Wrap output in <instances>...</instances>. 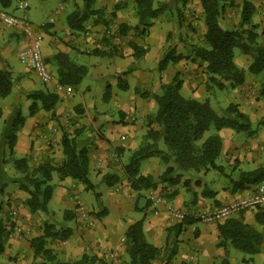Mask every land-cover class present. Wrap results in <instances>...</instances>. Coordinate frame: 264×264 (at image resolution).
Masks as SVG:
<instances>
[{
  "label": "crops",
  "instance_id": "1",
  "mask_svg": "<svg viewBox=\"0 0 264 264\" xmlns=\"http://www.w3.org/2000/svg\"><path fill=\"white\" fill-rule=\"evenodd\" d=\"M27 2L28 8L20 15L32 23L28 13L31 4L29 0ZM198 2V8L202 11ZM251 2L258 8L262 0ZM116 5H120V8L115 9ZM3 10L20 16L14 7V0L9 8ZM74 13L84 15V20L79 23L72 21L71 24L69 20ZM37 15L35 12L34 16ZM78 26L82 29H78ZM123 26L126 29L121 34ZM142 28L136 17L135 0H88V3L85 0H59L58 8L38 28L44 36L42 56L55 78L52 83L44 84L19 60L18 55L27 44L23 35L0 22V68L9 71L14 81L11 96L0 103V141L4 121L15 114V108L19 105L25 122L16 132L14 159L26 158L33 166L50 163L61 167L64 159L61 140L65 134L75 138L81 147L88 148L89 177L94 190L97 185L100 186L96 190V195H99L98 209L91 208L95 209L97 215L92 218L93 226L78 219L81 222L78 231L73 230L72 237L61 243L68 245L74 252L81 251L82 255L96 256V264H130L123 239L128 227L140 220L144 224L146 240L161 249V255L154 264H264V242L260 253L256 255H248L231 246L219 247L218 225L226 220L219 223L203 222L195 215L198 211H211L244 198L253 192L255 186L233 193L222 173L216 170H191L179 172L182 177L177 185L158 184L155 190L141 192L131 189L124 167L132 152L143 143L147 131L150 128L160 129L156 123L150 122V117L157 112L153 95L159 93L161 84L180 80V93L184 98L204 101L208 96L205 66L200 67L198 60L196 63L181 61L169 64L166 69L159 70L158 64L164 56L166 42L162 32H169L161 14L144 34H141ZM133 45L144 47L146 51L142 56L141 51L135 54ZM58 53L67 55L72 62L88 70L78 85L70 86L71 95L55 90V83L59 82ZM253 78L254 75L247 72L244 85L238 90L234 89L238 98L236 103L241 104V111L247 112V103L252 101L249 83ZM17 88L21 92L17 93ZM35 90L54 91L59 95L60 101L53 111L41 110L33 116L29 114L31 101L26 99L25 93ZM143 93L151 96L144 97ZM94 96L98 100H93ZM22 98L25 99L24 108L19 101L24 102ZM8 101L11 103L10 108L4 105ZM251 106L255 111L259 104L253 103ZM252 120L251 123L255 124ZM222 133V151L218 163L225 167L227 173L235 165L237 169L254 170L263 164L264 125L246 143L232 130L223 129L220 131ZM159 149L167 152L163 140L159 142ZM8 150L6 148V152ZM146 160V165L141 163V175L151 176L154 182L159 181L169 165L164 163L160 155ZM13 174L19 175L15 167L10 175ZM113 175L118 176L119 181L112 185L106 184L105 177ZM50 185L53 186V195L48 203V213L58 209H62L63 213L66 210L75 213L73 209L77 206V199L80 200V190H86L85 186L71 178L61 179L57 172L53 173ZM205 191H213L216 195L206 197ZM152 193L161 195L167 202L157 212L150 200ZM27 198V193L19 190L16 184H8L0 195V216L6 225L12 224L7 226L12 233L5 253L0 256V264L33 262L28 241L37 235L22 240L13 228L17 224L22 226L21 230L28 232L36 221L38 214L30 213L26 205ZM82 206L87 213L91 211L84 204ZM169 208L187 214L186 219L190 223L184 224L180 232H176L174 227L181 221L170 213ZM133 212L139 215L133 216ZM256 212V209L246 210L231 218L242 220L264 236V226L256 222Z\"/></svg>",
  "mask_w": 264,
  "mask_h": 264
},
{
  "label": "trees",
  "instance_id": "2",
  "mask_svg": "<svg viewBox=\"0 0 264 264\" xmlns=\"http://www.w3.org/2000/svg\"><path fill=\"white\" fill-rule=\"evenodd\" d=\"M191 0H170L161 3L158 0H135L136 17L141 33L150 27L155 19L164 10L171 8L179 2L184 6ZM13 0H0L3 8H9ZM88 3V0L86 1ZM205 27V46L188 45V54L176 52L172 45L164 51V56L158 64L159 70H164L169 64H177L181 61H192L205 66L207 73V89L216 87L224 90L226 87L235 89L245 83L246 73L261 75L264 73V45L260 44L258 24L254 23L257 7L250 1L244 0L241 5L240 24L234 28H224L221 19L226 7L233 6L235 0H200ZM120 8L116 5L115 9ZM172 10V8H171ZM180 11H178L179 17ZM84 15L74 13L70 18L75 23L82 22ZM179 21L178 27L182 26ZM78 29L82 27L78 26ZM125 26L121 27V34L125 33ZM134 53L141 56L144 49L133 45ZM248 56L250 64L247 70L239 68L235 62V50ZM59 66V83L64 86L78 85L87 75V68L72 62L63 53L56 55ZM228 83V85H227ZM181 82L175 80L172 84H161L159 93L153 95L157 112L151 116L150 122L156 123L160 129L150 128L145 135L143 143L132 152L128 163L124 167V174L128 178L131 189L136 192L156 189L158 184L177 185L182 174L179 172H208L216 170L222 173L231 187V192L244 191L252 186L264 183V162L254 170L237 169L235 165L230 173L224 166L218 163L222 151V138L219 134L211 135L204 139L206 132L214 127L218 132L230 128L236 133H247L249 137L255 136L256 130L252 129L251 121L247 115L238 109L236 105H230L219 115L209 101L186 99L181 93ZM14 81L12 74L0 68V103L9 98L13 92ZM127 89V86L124 87ZM26 99L31 101L29 114L35 115L39 111L51 112L60 101L59 95L54 91L35 90L25 93ZM144 97L151 96L143 93ZM15 114L4 121V129L0 141V195L5 192L6 186L14 183L19 190L27 193L26 205L31 214L39 212L48 213V203L53 195V186L50 185L53 173L57 172L61 179L71 178L86 190L94 191V185L89 177V150L81 147L75 138L63 135L61 144L63 150V163L56 167L50 163L33 166L26 158L13 159L12 163L18 172V176H11L8 171L6 148L10 156L15 154L16 132L24 125L25 117L21 107L15 108ZM163 140L167 152L159 149V142ZM160 155L164 163L169 166L154 182L151 176L141 175L142 161L152 156ZM119 181V177L106 176L105 182L112 185ZM254 189V190H255ZM253 190V191H254ZM206 197H214L213 191H205ZM99 198V195H96ZM256 222L264 226V207L256 208ZM103 212V211H102ZM103 215V213H101ZM75 218L72 210L63 213V220L59 223L44 222L39 235L31 238L28 243L33 255L32 264H96L98 258L84 254L74 261H66L60 257V253L52 247L55 241H68L73 235V228L67 227V222ZM186 218L174 227L180 232L184 224H189ZM219 247L231 246L248 255H256L261 251L264 242L263 234L256 228L244 223L237 218H229L218 225ZM12 230L7 227L0 216V256L7 248V243ZM125 248L130 264H154L161 255V249L149 243L144 234L143 222L137 221L130 225L125 233Z\"/></svg>",
  "mask_w": 264,
  "mask_h": 264
},
{
  "label": "rangeland",
  "instance_id": "3",
  "mask_svg": "<svg viewBox=\"0 0 264 264\" xmlns=\"http://www.w3.org/2000/svg\"><path fill=\"white\" fill-rule=\"evenodd\" d=\"M200 0H191L189 1L186 5H182L180 2L176 5L174 4L171 8H167L164 10V13L161 14L162 20L166 22V25L168 26L169 32L166 34L162 32V37H166V42L164 44L163 49L166 50L167 47L173 46L176 49V52L179 53H185L188 54L189 49L188 45H195V46H205L204 42V33H205V27L203 24V12L199 10V2ZM244 0H235V4L230 7H226V9L223 12L222 19H221V24L224 28H234L237 27L240 24V14H241V5ZM251 1V0H250ZM18 0H14V7L17 8L18 6ZM31 4V9L29 13L30 20L33 22L32 28L34 31H39L41 32L42 30H38L40 27V23L46 19H48L53 12L55 11L56 8L59 6V0H47L46 3H44L42 0H29ZM161 3H168L170 0L166 2ZM3 10L0 9V11ZM18 10V11H17ZM16 12H18V15L21 14L22 10L17 9ZM178 11H180L181 17L178 15ZM8 12V11H7ZM38 13V15L35 17L34 14ZM65 15V14H64ZM21 16V15H20ZM179 21H182V26L178 27ZM254 23L258 24L259 26V33H261L259 41L260 44L264 45V0H262V3L258 8L256 9V14L254 16ZM142 34V33H141ZM263 38V39H261ZM157 39V38H156ZM144 51H146V48H144ZM235 62L237 66L241 69L244 68V70L248 69V66L250 64V59L248 56L244 55L241 50L237 49L235 50ZM16 62V60H15ZM17 65H19L18 61L16 62ZM206 72H204L205 74ZM207 75V73H206ZM208 79V76H207ZM88 81L85 80L84 82L86 83ZM228 85V83H227ZM249 91L250 95L252 96V101L247 103V112L242 111L244 115H247L251 121V118L253 119L252 121L255 122V124L251 123L252 129L256 130L257 133L261 130V126L264 125V98L262 97L264 95V73L261 75H254L253 80L249 83ZM240 87H237L236 89L238 90ZM207 100L204 101H209L212 108L219 114L223 115L224 110L227 109L230 105H236L238 109L241 111L240 106L241 104H237V96L236 92H234V89L230 88V86L226 87L224 90H220L216 87H210L207 89ZM21 92L19 88H17V93ZM23 99V98H22ZM250 97L247 98L249 100ZM23 101L19 100L22 102V107H25V99ZM93 100H98L96 96H94ZM253 103L259 104L258 108L253 111V108L251 105ZM5 106L8 105V108H10L11 103L8 101L4 103ZM251 106V107H250ZM261 111V113H258V111ZM257 112V113H256ZM229 130L234 131L233 129L226 128ZM235 132V131H234ZM236 133V132H235ZM219 134L222 136L224 133L220 134L214 127H211V129L206 132L205 138ZM237 136L242 139L243 143H246L247 141H250L252 137H249L247 133H236ZM6 156H8V170L9 173L11 174L13 170V157L10 156L9 150L6 152ZM147 160L142 161L143 165L147 164ZM15 174H13L14 176ZM10 185H15L14 183H10ZM17 186V185H16ZM100 187V186H99ZM98 185L95 187L94 191L91 190H80L79 193V199L82 202V205L84 204L86 208L90 209L95 208L98 209L99 201L96 196V193H98ZM95 209L88 211V219H82L79 216L78 212V206H75L73 209L75 211V218L67 222V227H72L74 231H78L79 225L81 222L88 224L89 226H93L91 223L92 218L96 217V212ZM59 210V209H58ZM52 211L49 213H43L39 212L38 216L36 218V221L33 222L32 228L30 229L31 231L21 230L22 226H18L17 224L13 227L14 231H16L17 236L20 238L22 237L23 239H29L33 237L34 235H38L42 228H43V223L44 222H50V223H59L62 222L63 220V210L60 209L59 211ZM133 216H138L139 213L133 212ZM78 219H81L82 221L79 223ZM15 223V222H14ZM92 224V225H91ZM12 224H8L7 226H11ZM12 228V227H11ZM32 230L34 231L35 234H33ZM30 234V235H29ZM28 237V238H26ZM25 242V240H24ZM26 245V244H24ZM52 247L57 250L60 253V257L63 260L66 261H73L76 259L81 258V251H75L71 250L70 247L68 248V245L61 243V242H53Z\"/></svg>",
  "mask_w": 264,
  "mask_h": 264
},
{
  "label": "built area",
  "instance_id": "4",
  "mask_svg": "<svg viewBox=\"0 0 264 264\" xmlns=\"http://www.w3.org/2000/svg\"><path fill=\"white\" fill-rule=\"evenodd\" d=\"M27 8V0H19L17 9L25 11ZM0 22L19 31L25 38L27 42L26 47L18 55L20 62L25 67L33 71L44 84H50L55 81L54 76L50 72V69L48 68L42 56V45L44 41L43 34L34 31L31 23L26 17L16 16L7 12L6 10L0 11ZM55 90L57 93H63L66 95L72 94L70 87L64 86L59 82L55 83ZM150 200L156 212L160 206L167 205L166 199L159 194L152 193L150 195ZM76 203L78 206L79 216L82 219H86L88 214L84 210L80 200L77 199ZM258 207H264V183L257 186V188L252 193L244 198L230 202L211 211H198L195 215L200 221L219 223L233 217V215L237 213L256 209ZM169 211L176 219L180 221L184 220L187 216L186 213L176 211L172 208H169ZM123 240L125 241V239Z\"/></svg>",
  "mask_w": 264,
  "mask_h": 264
}]
</instances>
